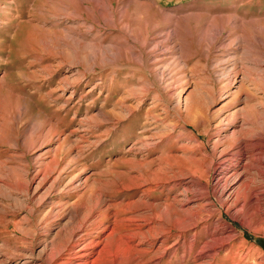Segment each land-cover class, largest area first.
<instances>
[{
	"label": "rangeland",
	"instance_id": "rangeland-1",
	"mask_svg": "<svg viewBox=\"0 0 264 264\" xmlns=\"http://www.w3.org/2000/svg\"><path fill=\"white\" fill-rule=\"evenodd\" d=\"M0 264H264V0H0Z\"/></svg>",
	"mask_w": 264,
	"mask_h": 264
},
{
	"label": "bare ground",
	"instance_id": "bare-ground-1",
	"mask_svg": "<svg viewBox=\"0 0 264 264\" xmlns=\"http://www.w3.org/2000/svg\"><path fill=\"white\" fill-rule=\"evenodd\" d=\"M108 7V6H107ZM222 174V173H221ZM229 232H231V231H229ZM220 237H222V236H220Z\"/></svg>",
	"mask_w": 264,
	"mask_h": 264
}]
</instances>
